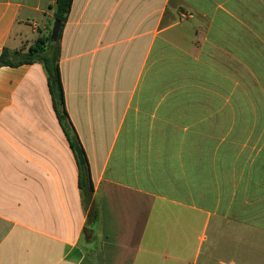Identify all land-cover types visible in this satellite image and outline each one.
I'll list each match as a JSON object with an SVG mask.
<instances>
[{"label":"crops","instance_id":"0c3cea01","mask_svg":"<svg viewBox=\"0 0 264 264\" xmlns=\"http://www.w3.org/2000/svg\"><path fill=\"white\" fill-rule=\"evenodd\" d=\"M55 3L0 0V264H264V0H73L92 224L45 69L19 63Z\"/></svg>","mask_w":264,"mask_h":264},{"label":"trees","instance_id":"16d2710c","mask_svg":"<svg viewBox=\"0 0 264 264\" xmlns=\"http://www.w3.org/2000/svg\"><path fill=\"white\" fill-rule=\"evenodd\" d=\"M73 0H56L54 5V19L62 23L61 31L56 42H52L50 35L39 37L35 44L29 48L20 60V64L41 63L47 74V82L52 97L53 108L57 118L65 131L73 154L79 168V187L81 189L82 201L85 210L88 211V223L92 224L97 221L99 213L96 208L92 207V197L94 187L91 181L90 167L86 153L77 137V134L69 126L68 114L65 107V94L62 82V75L59 65L61 55L62 31L67 22ZM0 64H12L6 56L0 57Z\"/></svg>","mask_w":264,"mask_h":264},{"label":"water","instance_id":"95a60500","mask_svg":"<svg viewBox=\"0 0 264 264\" xmlns=\"http://www.w3.org/2000/svg\"><path fill=\"white\" fill-rule=\"evenodd\" d=\"M61 28H62L61 21L55 20L54 24H53V27H52V30H51V36H50V39H51L52 42H56L57 41L58 35H59L60 31H61Z\"/></svg>","mask_w":264,"mask_h":264},{"label":"rangeland","instance_id":"374dc122","mask_svg":"<svg viewBox=\"0 0 264 264\" xmlns=\"http://www.w3.org/2000/svg\"><path fill=\"white\" fill-rule=\"evenodd\" d=\"M54 24V23H53ZM14 60H17V57L16 58H14Z\"/></svg>","mask_w":264,"mask_h":264}]
</instances>
